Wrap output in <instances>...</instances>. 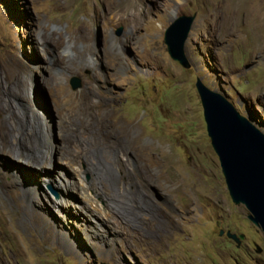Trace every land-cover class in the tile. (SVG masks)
I'll return each mask as SVG.
<instances>
[{
    "label": "rangeland",
    "instance_id": "rangeland-1",
    "mask_svg": "<svg viewBox=\"0 0 264 264\" xmlns=\"http://www.w3.org/2000/svg\"><path fill=\"white\" fill-rule=\"evenodd\" d=\"M183 15L195 16L189 69L164 40ZM96 41L138 55L143 76L125 57V77L82 71ZM114 55L105 50L113 67ZM197 79L264 133V0H0V264H264V234L229 195ZM58 85L81 95L79 112L58 102ZM84 197L99 223L76 207Z\"/></svg>",
    "mask_w": 264,
    "mask_h": 264
},
{
    "label": "water",
    "instance_id": "water-1",
    "mask_svg": "<svg viewBox=\"0 0 264 264\" xmlns=\"http://www.w3.org/2000/svg\"><path fill=\"white\" fill-rule=\"evenodd\" d=\"M194 21L195 16H180L169 26L164 37L170 57L185 69L190 68L185 47L194 30ZM97 39L99 41L100 37ZM72 86L80 87L76 77L72 79ZM195 86L203 107L207 134L229 195L235 205L248 210V219L264 234V133L241 116L225 96L208 89L200 79L196 80ZM226 236L238 247L245 240L243 235L230 232ZM256 249L257 253L262 252L259 246Z\"/></svg>",
    "mask_w": 264,
    "mask_h": 264
},
{
    "label": "flooded vegetation",
    "instance_id": "flooded-vegetation-1",
    "mask_svg": "<svg viewBox=\"0 0 264 264\" xmlns=\"http://www.w3.org/2000/svg\"><path fill=\"white\" fill-rule=\"evenodd\" d=\"M125 19H126L125 17L121 16V18L118 17L116 20H117V23H120V22L124 21ZM126 20H130V19H126ZM123 32H124V29L120 28L115 32V34H113L110 37H113L115 39H119L122 36ZM117 42L118 41H116V44L119 45V43H117ZM97 46H98V48H97ZM114 46L115 45L111 44L109 47L106 46V48H105V50L107 52L115 51V55L113 57L114 62H115L114 67L111 65H108V63L106 62V60L104 58L105 50L102 49V47H103V41H102L101 45H98V43L96 44V48L94 49V55L90 59H88V57H87L86 63L84 66V70H82V71H84L90 75H105L106 73L110 72V73H113L114 75H122L125 77L126 75L123 74V71L125 73H127L128 70L133 71V69L130 65L127 66L128 61L122 62V60H119V59H122L125 57L131 61V64L134 67H136L140 71L141 76H143L144 70H141L142 67H141V65L137 59L140 57L138 55L130 53V50L127 49L126 47H124L123 45L122 46L119 45L121 47V49L111 50ZM76 73L78 74V70L76 71ZM145 75L147 76L146 78H148V75L147 74H145ZM135 76H137V75H135ZM132 80H133V78L131 79V81ZM108 86H109V88H112V90H114V91H106L105 94L112 96L114 99H117L119 97V94H120L119 89L114 84L108 83Z\"/></svg>",
    "mask_w": 264,
    "mask_h": 264
},
{
    "label": "bare ground",
    "instance_id": "bare-ground-1",
    "mask_svg": "<svg viewBox=\"0 0 264 264\" xmlns=\"http://www.w3.org/2000/svg\"><path fill=\"white\" fill-rule=\"evenodd\" d=\"M59 41V40H58ZM60 44V43H59ZM13 74V73H12ZM56 80V79H55ZM60 80V78H59ZM58 80V81H59ZM53 93H56V95H58L59 99V103L62 105H67L69 108V111L72 110L74 112H79L80 111V104H81V99L78 96H81L80 94L77 95V97L72 98L71 94H69L66 90V88L64 86L58 85V86H54V88L52 89ZM68 111V110H67ZM41 113V117L42 119L48 123V126H50L49 120L47 118V116L45 115V113L43 111L40 112ZM74 114V113H72ZM71 116V115H70ZM63 118V117H61ZM65 121V120H64ZM66 125V124H65ZM65 129V128H64ZM49 133L47 134L46 138H49ZM75 161V160H74ZM78 163V162H77ZM72 164V163H71ZM42 167V169H46V167H51L50 164L48 163H44L42 165H40V168ZM57 176L61 179L62 182V187L66 190V192L71 195V191H73V186L71 181L67 178V176L65 175V173L62 170L58 171ZM48 178V177H47ZM84 199H87L84 197ZM77 202V201H75ZM89 202V198L86 200L85 204H79L77 202L76 207L81 211V213L84 215V217L86 218L85 221L89 222H95V223H99V220L97 219V215H98V208L93 207V206H88L87 203ZM73 220V219H72ZM76 221V219L74 218V222ZM77 222V221H76Z\"/></svg>",
    "mask_w": 264,
    "mask_h": 264
}]
</instances>
